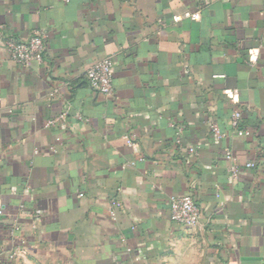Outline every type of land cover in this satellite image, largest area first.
Masks as SVG:
<instances>
[{
  "label": "crops",
  "instance_id": "0c3cea01",
  "mask_svg": "<svg viewBox=\"0 0 264 264\" xmlns=\"http://www.w3.org/2000/svg\"><path fill=\"white\" fill-rule=\"evenodd\" d=\"M35 29L44 60L16 63L4 36ZM0 204V264H264V0H0Z\"/></svg>",
  "mask_w": 264,
  "mask_h": 264
},
{
  "label": "built area",
  "instance_id": "2783aa9c",
  "mask_svg": "<svg viewBox=\"0 0 264 264\" xmlns=\"http://www.w3.org/2000/svg\"><path fill=\"white\" fill-rule=\"evenodd\" d=\"M184 18L193 20L201 19V12L187 10L183 14L174 15V20L179 21ZM4 45L10 58L21 65H29L31 62H42L44 60V54L46 44L48 40V34L42 29H35L29 38L21 39L14 35L7 34L4 36ZM86 78L89 86L98 93L105 94L107 96L114 95V63L110 57H105L93 63L86 71ZM242 112L235 111L231 117V125L235 129L239 136H251L252 130L243 127L241 125ZM62 117V115H61ZM56 120L52 119L48 123L53 125ZM211 133L215 138H221L223 133L217 122L210 124ZM182 128L180 127L176 133V142H181ZM128 145L132 146L135 141L132 137H128ZM191 152H194V148H190ZM225 158L229 161L228 171L234 178H238L240 175L241 167L233 162V154L230 149L225 151ZM255 163L249 161L246 163V168H252ZM80 193V196H83ZM4 214V207L0 204V216ZM170 215L171 219L183 226L194 227L201 218V209L195 202L191 194L173 195L170 197ZM16 252L10 255V260L15 262Z\"/></svg>",
  "mask_w": 264,
  "mask_h": 264
}]
</instances>
